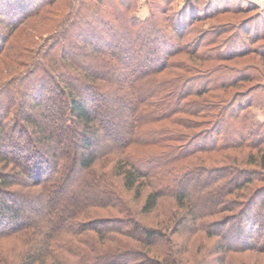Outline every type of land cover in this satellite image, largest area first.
<instances>
[{
	"label": "trees",
	"instance_id": "obj_1",
	"mask_svg": "<svg viewBox=\"0 0 264 264\" xmlns=\"http://www.w3.org/2000/svg\"><path fill=\"white\" fill-rule=\"evenodd\" d=\"M54 2L0 0L4 26L15 30ZM96 3L99 7L103 2ZM85 5L91 10L90 3ZM98 7L94 17L72 9L56 25L44 18L49 34L57 38L15 77L24 83L17 92L22 97L19 136L30 146L29 156H24L14 145L13 155H22L19 161L0 145L1 168L11 164L27 177L19 181L17 171H0V264H183L184 251L170 253L174 236L209 234L206 227H215L209 235L228 241L223 255L234 252L237 238L220 227H264L258 224L264 220V198L234 202L228 198L250 183L247 177L233 181L240 175L197 166L198 152L216 151L221 129L217 134L200 131L185 142L173 128H152L164 121L183 125L179 114L204 109L199 100H186L204 92L188 89L182 76L156 78L166 69L158 64L162 55L175 43L170 37L162 42L154 38L148 48L145 37L133 34L122 15L107 12L117 20L111 24ZM83 19L89 20L81 34L76 20ZM8 38L0 31V55ZM45 42L38 47H46ZM146 52L152 55L142 57ZM108 66L117 67L108 72ZM206 110L213 112L209 106ZM3 137L9 139L0 128L2 142ZM61 147L69 150L60 152ZM23 162L33 167L26 169ZM249 164L264 168V153ZM161 207L155 225L137 220ZM95 208L115 209L121 222L133 225L99 228V219L89 217ZM226 211L232 215L225 221H207ZM9 240H14L11 246Z\"/></svg>",
	"mask_w": 264,
	"mask_h": 264
},
{
	"label": "rangeland",
	"instance_id": "obj_2",
	"mask_svg": "<svg viewBox=\"0 0 264 264\" xmlns=\"http://www.w3.org/2000/svg\"><path fill=\"white\" fill-rule=\"evenodd\" d=\"M4 1L11 3V0ZM96 1L55 0L51 6H43L37 17L26 20L15 30L4 26L6 19L0 11V31L3 35H9L0 55V128L4 129V134L9 139L3 137V142L0 139V145L7 146L10 156L14 159L20 161L22 155L29 156L30 146L19 136L21 134L18 128L22 120L17 119V114L22 97L17 92L24 87V83L17 81L15 77L26 70L33 59H38V54L46 51L49 43L57 38V34H49L52 31L49 29V22L43 19L49 18L54 20L55 25L59 24L72 9L73 12L88 11L94 17L93 9L98 7ZM119 1H122L125 8ZM102 2L98 7L106 14L102 18L117 25V20L107 15V12L116 11V15H122L124 21L133 27V34L141 35L143 39L145 37L144 42L148 48L153 46L154 38L162 42L170 37L175 42L173 47L165 50L166 54L162 55V62L158 64H166V69L156 75V78L169 80L174 75L182 76L188 84V89L196 93L204 92L199 97L194 96L186 100L191 102L197 99L203 103L204 109L201 112L193 110L192 114H179L176 118L181 120L183 125L171 126L164 121L152 128H173L185 142L200 131L206 133L210 130L217 134L221 129L222 132L216 140V151L198 152L197 166L240 175L233 181L240 179L241 182L247 177L250 183L238 190L237 196L228 198L234 202L240 203L249 197L264 198V168L249 164L252 160L260 161L264 153V0ZM86 3H90L91 10H87ZM88 20H76L77 27L83 28L81 34L84 33ZM99 23L98 20L96 25ZM43 40L47 46L39 48L38 45ZM54 45L52 48L59 49V44ZM145 55L152 53L146 52L142 57ZM116 67L108 66L106 70L109 72ZM13 87L14 93L9 94L8 91L11 92ZM45 87L49 91L51 86L49 84ZM6 91L8 94L4 93ZM208 106L213 112L206 110ZM149 109L155 110L146 108L147 111ZM69 136L64 134V137ZM14 145L24 150L22 155H18L20 158L13 155L16 152ZM0 150L3 148L0 147ZM59 150L64 152L69 149L61 147ZM55 163L58 164L57 161ZM4 165L2 168L0 166V171L16 173V167L7 163ZM23 167L28 169L33 167V164L23 162ZM60 168L61 165L57 166V170ZM16 174L20 175L19 181L27 178L25 173L17 171ZM15 188L23 190V186ZM162 211L161 207L147 216H137V220L145 225H155L161 218ZM90 212L89 217L99 219V228L116 225L128 229L133 225L121 222L115 209L95 208ZM231 215V211H226L222 216H215L207 221H225ZM259 223L264 224V220L260 219ZM214 228L206 227L211 231ZM220 229L226 233L232 232L233 237L237 238L233 244L234 252L223 255L221 250L227 246L228 241L216 234L209 235L212 232L208 231L209 234L198 232L189 236H174L175 247H171L170 253L179 256L178 253L184 251L181 255L184 258L183 264H264V227H252L249 230L248 227H231L228 224ZM88 236L94 234L89 233ZM7 243L11 246L14 240ZM135 247L137 250H144L139 246ZM152 255L154 253L151 252L150 256Z\"/></svg>",
	"mask_w": 264,
	"mask_h": 264
}]
</instances>
